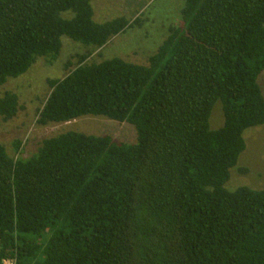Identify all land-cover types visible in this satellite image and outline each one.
Masks as SVG:
<instances>
[{
  "label": "trees",
  "instance_id": "1",
  "mask_svg": "<svg viewBox=\"0 0 264 264\" xmlns=\"http://www.w3.org/2000/svg\"><path fill=\"white\" fill-rule=\"evenodd\" d=\"M93 1L0 0V89L63 37L100 49L130 27L95 22ZM181 1L147 65L80 56L37 112L40 127L125 122L135 142L66 131L27 158L0 143V264H264V188L225 187L264 125V0ZM19 108L0 96L2 120Z\"/></svg>",
  "mask_w": 264,
  "mask_h": 264
},
{
  "label": "rangeland",
  "instance_id": "2",
  "mask_svg": "<svg viewBox=\"0 0 264 264\" xmlns=\"http://www.w3.org/2000/svg\"><path fill=\"white\" fill-rule=\"evenodd\" d=\"M97 23L124 17L130 27L112 38L100 49L86 47L63 37L58 59L52 63L38 60L24 75L9 80L1 89L15 93L19 100V110L9 121L0 118V143L13 155V143L21 142L15 156L27 158L44 139L66 131H76L86 135L108 136L119 143H133L135 129L128 123H120L105 117L85 116L66 123L37 126V112L42 108L51 89L48 82L64 78L77 65L78 57L88 55L85 63H99L111 58H121L126 62L147 65L168 34V29L179 23L181 0H94L92 2ZM133 24V25H132ZM132 25V26H131ZM68 65V66H67ZM258 83L264 96V72ZM223 115L220 106L213 109L210 126H222ZM246 148L239 156L237 168L231 170L226 188L241 186L260 190L264 188V125L245 131Z\"/></svg>",
  "mask_w": 264,
  "mask_h": 264
},
{
  "label": "built area",
  "instance_id": "3",
  "mask_svg": "<svg viewBox=\"0 0 264 264\" xmlns=\"http://www.w3.org/2000/svg\"><path fill=\"white\" fill-rule=\"evenodd\" d=\"M3 264H13V261H12V260H5V261L3 262Z\"/></svg>",
  "mask_w": 264,
  "mask_h": 264
}]
</instances>
